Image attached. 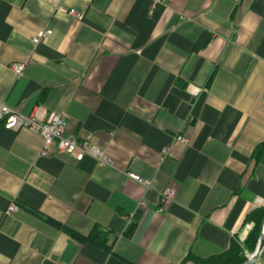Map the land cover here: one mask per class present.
<instances>
[{
	"label": "crops",
	"instance_id": "obj_1",
	"mask_svg": "<svg viewBox=\"0 0 264 264\" xmlns=\"http://www.w3.org/2000/svg\"><path fill=\"white\" fill-rule=\"evenodd\" d=\"M0 103L112 160L0 124V264H194L264 211V0H0Z\"/></svg>",
	"mask_w": 264,
	"mask_h": 264
},
{
	"label": "built area",
	"instance_id": "obj_2",
	"mask_svg": "<svg viewBox=\"0 0 264 264\" xmlns=\"http://www.w3.org/2000/svg\"><path fill=\"white\" fill-rule=\"evenodd\" d=\"M71 18L80 20L84 14L81 11L75 9H63ZM52 33V30L47 28L39 35L33 38L34 44H38L43 38H47ZM26 63H14L12 68L17 75H22L25 69ZM0 124L6 129L12 131H18L21 129H29L36 134H39L43 138V147L41 154H70L75 157L76 160L81 161L85 156H91L95 158L100 164H110L112 160L106 155L105 150L96 144L90 143L88 140H82L72 136L67 131V120L62 114H53L49 120H41L37 116L25 115L20 111L8 106L5 103H0ZM179 141H186L183 136L177 137ZM169 148L164 150L165 154L168 153ZM129 176L134 180L150 186V181L145 180L138 174L129 173ZM175 196V192L172 188H166L162 192V202L169 203ZM19 205L13 201L6 210V215H11L18 210Z\"/></svg>",
	"mask_w": 264,
	"mask_h": 264
},
{
	"label": "trees",
	"instance_id": "obj_3",
	"mask_svg": "<svg viewBox=\"0 0 264 264\" xmlns=\"http://www.w3.org/2000/svg\"><path fill=\"white\" fill-rule=\"evenodd\" d=\"M264 218V211L258 213L255 227L250 231L247 238L243 241L235 239L231 242L229 248L221 253L214 254L208 257H199L191 255L194 264H243L248 260L246 251L252 253L258 243L261 233V220ZM52 221V220H51ZM59 225L56 221H52ZM91 237L97 238L102 244L108 241V235L101 228L95 229ZM90 238V236L88 237Z\"/></svg>",
	"mask_w": 264,
	"mask_h": 264
},
{
	"label": "water",
	"instance_id": "obj_4",
	"mask_svg": "<svg viewBox=\"0 0 264 264\" xmlns=\"http://www.w3.org/2000/svg\"><path fill=\"white\" fill-rule=\"evenodd\" d=\"M263 250H264V220L262 223V229L256 249L252 254L248 256V260L243 264H254L261 255Z\"/></svg>",
	"mask_w": 264,
	"mask_h": 264
}]
</instances>
